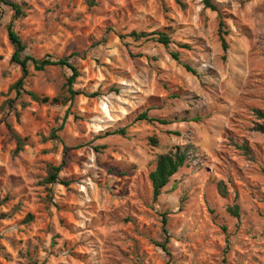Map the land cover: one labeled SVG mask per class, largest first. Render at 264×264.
<instances>
[{"label":"rangeland","instance_id":"obj_1","mask_svg":"<svg viewBox=\"0 0 264 264\" xmlns=\"http://www.w3.org/2000/svg\"><path fill=\"white\" fill-rule=\"evenodd\" d=\"M10 1L25 16L0 8V264H264V0H210L225 54L203 0ZM10 22L84 95L51 66L24 85L48 103L17 97ZM177 152L153 199L149 174Z\"/></svg>","mask_w":264,"mask_h":264},{"label":"trees","instance_id":"obj_2","mask_svg":"<svg viewBox=\"0 0 264 264\" xmlns=\"http://www.w3.org/2000/svg\"><path fill=\"white\" fill-rule=\"evenodd\" d=\"M203 4L205 8H208L211 11L218 13V16L220 19L219 27H218V38L221 44L222 51L225 54L228 50V45L225 40V37L227 34L226 32L223 31L224 23L222 21L221 14L217 10V8L214 7L210 3V0H203ZM2 6H7L10 8V10L13 13V17H12L13 20H17L25 16L24 5H20L10 0H0V8ZM7 35L14 49L13 54L11 56V62L17 65L20 68V72H21L20 78L18 79V81L13 87V89L16 92L17 97H20L22 93H25L32 102L42 103V104L48 103L49 98L47 97L41 98L33 92L25 91L24 85L29 77L28 69L30 67H32L33 70L36 72H42L47 67H51V66L66 67L70 71L71 74L66 80V87H67V92L69 93L71 99L78 95H84L80 92L73 90V84L76 81V79L79 77V73H78L77 68L69 63L67 58L54 60V59H51L50 57H44L42 59H36L30 55H24L26 46L21 41L18 34L14 31L12 22H10L7 26ZM157 35H158L157 42L167 48L170 44L169 37L164 33H157ZM131 36L135 40H139V39L147 37L148 35L145 33H132ZM182 48L188 49V46H183ZM171 57L175 61H179V56L177 53H172ZM223 59H225V55L223 56ZM183 67L187 72H190L193 75L196 74V72L193 69H191L189 66L184 65ZM92 96L90 95L88 97H92ZM52 101H55V99ZM256 115H257V119L261 120L262 123L257 124L255 130L259 133L264 134V113L260 111H256ZM138 120L146 121V122H157L159 124H164V125L168 124L164 120L151 119L147 116L146 113H142L138 117ZM115 134L124 135L125 130L121 129V130L115 131L112 134H108V135H115ZM184 163H185V155L182 152L161 155L160 157H158L155 169L149 174V181L152 187L153 199H156L161 194L162 189L168 184L170 178L173 177L178 172V170L184 166ZM64 164L65 162H61L59 166L53 168L54 172L49 174L47 178V183L49 184L61 183L59 182V179H58V173L62 170V168L64 167ZM219 190L221 191V194L225 196V192L223 191V188L220 185H219ZM228 211L234 217H238L237 207H231L228 209ZM166 222H167L166 218L165 216H163L162 217V230L164 234L166 235V239H165V242L160 245V248L168 255L169 252L166 248V243L168 241L167 231L165 228Z\"/></svg>","mask_w":264,"mask_h":264}]
</instances>
